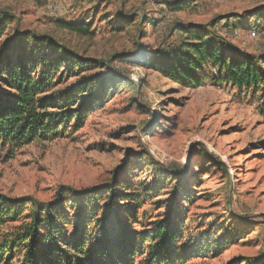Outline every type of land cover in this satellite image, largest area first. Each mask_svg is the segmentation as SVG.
Masks as SVG:
<instances>
[{
  "label": "rangeland",
  "instance_id": "obj_1",
  "mask_svg": "<svg viewBox=\"0 0 264 264\" xmlns=\"http://www.w3.org/2000/svg\"><path fill=\"white\" fill-rule=\"evenodd\" d=\"M51 3L55 13L48 8ZM4 12L14 21L0 44L16 30H28L49 34L102 63L74 69L48 94L68 93L86 80H105L100 103L78 129L73 117L55 138L35 140L13 153L0 148V194L47 203L63 188L69 204L74 192L112 185L122 190V183L130 184V201L137 200L139 219L131 226L136 236L172 207L183 206L179 212L188 230L181 245L190 249L178 253L176 264H264V116L259 102L251 92L211 77L198 86H183L150 63L159 51L180 45L186 38L183 27H202L226 48L264 56V0H0ZM56 19L88 23L91 33L61 27ZM184 192L191 193L190 200ZM107 200L98 201L89 220L85 250L98 244L94 220L102 218ZM66 218L62 242L82 237L73 225L78 218L73 207ZM18 224L0 227V241ZM217 242L221 249L206 248ZM114 244L122 253L121 240ZM143 244L130 264H155L152 250Z\"/></svg>",
  "mask_w": 264,
  "mask_h": 264
},
{
  "label": "trees",
  "instance_id": "obj_2",
  "mask_svg": "<svg viewBox=\"0 0 264 264\" xmlns=\"http://www.w3.org/2000/svg\"><path fill=\"white\" fill-rule=\"evenodd\" d=\"M13 21L12 15L0 14V38L7 34V26ZM55 21L79 34L91 33L88 23ZM182 30L186 38L175 50L159 51L152 57L150 63L156 71L186 87L198 86L211 77L214 82L224 83L239 92H251L264 116V56L226 48L202 27H183ZM9 35L0 44V148L13 153L35 140L55 138L61 131L60 126L68 125L73 117L75 130L81 127L87 113L100 103L105 78L83 81L61 95L58 92L48 94L63 83L66 76L76 73L74 69L102 63L86 59L49 34L16 30ZM208 69L215 74L207 72ZM124 82L131 83L130 80ZM83 93L88 96L78 104ZM68 105L69 112H65ZM74 105L77 107L71 108ZM122 184V190L112 185L109 190L93 193L74 192L67 198L69 204L65 203L66 189L63 188L55 200L47 203L30 196L0 194V227L8 222H20L9 237L0 241V264H130L129 259L134 258L142 242L152 250L151 262L176 264L178 253H188L190 249L188 245H181L187 229L182 212H179L183 206L172 207L164 218L154 222L153 227L143 229L136 236L131 227L139 219L134 209L136 199L130 201V184ZM179 189L178 192L184 188ZM105 196L108 199L106 210L102 218L94 220L98 223V244L85 250L86 227L97 211L98 201ZM183 197L190 200L191 193L184 192ZM137 199L140 201L141 197ZM69 207L77 214L73 225L82 232V237H74L70 242L65 238L62 242ZM138 237L142 238L139 242ZM116 238L122 242V253L116 252V244L112 245ZM201 240V243L206 241L205 238ZM221 247L220 242L206 246L213 250ZM16 257L18 260L14 263ZM94 259L97 261L93 262Z\"/></svg>",
  "mask_w": 264,
  "mask_h": 264
},
{
  "label": "built area",
  "instance_id": "obj_3",
  "mask_svg": "<svg viewBox=\"0 0 264 264\" xmlns=\"http://www.w3.org/2000/svg\"><path fill=\"white\" fill-rule=\"evenodd\" d=\"M49 10L52 12V13H55L56 10H57V7L54 3H51L49 6H48Z\"/></svg>",
  "mask_w": 264,
  "mask_h": 264
}]
</instances>
